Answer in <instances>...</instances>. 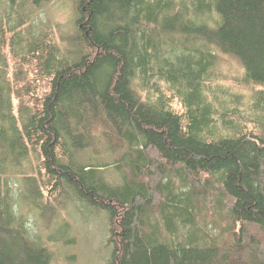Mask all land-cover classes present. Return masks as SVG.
Masks as SVG:
<instances>
[{
	"label": "trees",
	"instance_id": "1",
	"mask_svg": "<svg viewBox=\"0 0 264 264\" xmlns=\"http://www.w3.org/2000/svg\"><path fill=\"white\" fill-rule=\"evenodd\" d=\"M5 1L0 264L54 259L13 180L46 233L107 211L109 264H264V0H80L58 42L31 32L51 0Z\"/></svg>",
	"mask_w": 264,
	"mask_h": 264
},
{
	"label": "rangeland",
	"instance_id": "2",
	"mask_svg": "<svg viewBox=\"0 0 264 264\" xmlns=\"http://www.w3.org/2000/svg\"><path fill=\"white\" fill-rule=\"evenodd\" d=\"M193 1V0H191ZM80 0H51L39 8L35 22L31 24L33 37L50 34L58 42L62 34L75 32L77 21L81 16ZM10 11V4L0 0V46L2 43V20ZM34 19V18H33ZM0 58H7L8 70L12 61L5 51L0 52ZM237 73L236 65L226 67L224 72ZM238 74V73H237ZM223 85H231L230 81H221ZM104 160L97 159L94 164H102ZM108 179L116 183L114 169L109 168ZM15 194L17 213L24 214L30 238L48 246L54 254L52 264H109L114 253V245L110 242L111 220L107 211L92 206L71 196V201L65 200L59 208L56 227L49 233L44 231L39 211H31L24 207L21 200L20 185L12 181ZM72 195V194H71ZM62 202L63 199L61 198ZM181 240V239H180Z\"/></svg>",
	"mask_w": 264,
	"mask_h": 264
},
{
	"label": "bare ground",
	"instance_id": "3",
	"mask_svg": "<svg viewBox=\"0 0 264 264\" xmlns=\"http://www.w3.org/2000/svg\"><path fill=\"white\" fill-rule=\"evenodd\" d=\"M68 201H71V200H67V202H68ZM64 203H65V202H64Z\"/></svg>",
	"mask_w": 264,
	"mask_h": 264
}]
</instances>
